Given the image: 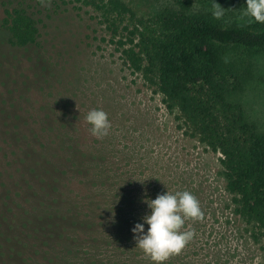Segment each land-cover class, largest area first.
<instances>
[{
  "label": "trees",
  "instance_id": "1",
  "mask_svg": "<svg viewBox=\"0 0 264 264\" xmlns=\"http://www.w3.org/2000/svg\"><path fill=\"white\" fill-rule=\"evenodd\" d=\"M25 3L0 0V264H100L124 242L136 245L130 228L150 212L142 201L165 191L137 176V192L126 186L103 160L86 159L58 123L66 115L44 93L53 66L45 55L54 53ZM73 3L90 9L105 41L160 95L181 134L220 155L233 215L254 242L264 238V130L238 100L256 79L264 24L243 16L245 0L220 1L227 4L220 19L195 0H171L146 15L124 0ZM100 208L118 233H96Z\"/></svg>",
  "mask_w": 264,
  "mask_h": 264
},
{
  "label": "rangeland",
  "instance_id": "2",
  "mask_svg": "<svg viewBox=\"0 0 264 264\" xmlns=\"http://www.w3.org/2000/svg\"><path fill=\"white\" fill-rule=\"evenodd\" d=\"M124 1L144 15L171 2ZM237 1L242 5V0ZM195 2L197 8L213 10V0ZM25 4L40 20L44 48L54 53L45 55L53 66L48 65L49 89L44 93L52 107L66 115L58 123L71 130L85 158L103 160L108 171L124 175L126 186L136 192L137 176L155 191H189L199 201L202 219H188L182 229L194 231L193 239L165 264H264V238L254 242L233 215L219 174L220 155L181 134L160 95L131 75L114 46L105 41V33L90 9L73 0H26ZM219 5L227 11V4ZM255 61L256 79L238 100L248 118L264 130V53ZM92 109L108 114L111 129L106 137L91 135L85 117ZM99 212L104 223L96 226V233H118L120 227L113 224L112 214L103 208ZM144 227L146 232L148 226ZM122 245L117 254L109 250L100 264H153L136 245Z\"/></svg>",
  "mask_w": 264,
  "mask_h": 264
},
{
  "label": "clouds",
  "instance_id": "3",
  "mask_svg": "<svg viewBox=\"0 0 264 264\" xmlns=\"http://www.w3.org/2000/svg\"><path fill=\"white\" fill-rule=\"evenodd\" d=\"M224 13L225 9L213 0V18L220 19ZM243 16L251 22L264 24V0H245ZM85 121L90 126L92 136L103 138L109 134L111 123L104 110H90ZM142 203L147 205L150 212L131 230L136 247H139L153 264H165L170 257L180 254L193 239L194 231L182 229L186 220L202 219L200 203L189 191H178L174 194L166 191L164 194H158L154 200L146 198ZM145 225L148 226L146 232Z\"/></svg>",
  "mask_w": 264,
  "mask_h": 264
}]
</instances>
